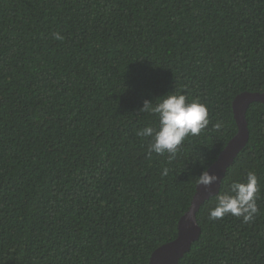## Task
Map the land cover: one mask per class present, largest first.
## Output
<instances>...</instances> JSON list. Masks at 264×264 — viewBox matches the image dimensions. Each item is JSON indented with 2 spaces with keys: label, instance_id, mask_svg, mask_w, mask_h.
I'll list each match as a JSON object with an SVG mask.
<instances>
[{
  "label": "trees",
  "instance_id": "16d2710c",
  "mask_svg": "<svg viewBox=\"0 0 264 264\" xmlns=\"http://www.w3.org/2000/svg\"><path fill=\"white\" fill-rule=\"evenodd\" d=\"M263 91L264 0H0V264H148L236 133L232 100ZM168 93L209 117L171 161L137 134ZM245 119L217 195L254 171L259 213L210 221L209 198L178 264H264V105Z\"/></svg>",
  "mask_w": 264,
  "mask_h": 264
},
{
  "label": "clouds",
  "instance_id": "9594fccd",
  "mask_svg": "<svg viewBox=\"0 0 264 264\" xmlns=\"http://www.w3.org/2000/svg\"><path fill=\"white\" fill-rule=\"evenodd\" d=\"M53 38L64 39L58 32L53 33ZM140 111L157 118L155 127L145 126L137 133L140 137L149 138L146 152L149 155L167 153L169 161L176 158L187 137L199 135L209 124L207 106L198 99L188 102L186 95L180 93L161 96L155 104L145 100ZM215 127L219 129L221 125L217 123ZM216 181L217 176L210 175L208 171L201 172L197 177V185H203L205 189ZM259 192L256 173L248 171L243 182L237 179L230 184L228 191L217 195L214 206L209 209L208 220L214 221L232 215L242 217L244 223L251 222L259 213Z\"/></svg>",
  "mask_w": 264,
  "mask_h": 264
},
{
  "label": "water",
  "instance_id": "95a60500",
  "mask_svg": "<svg viewBox=\"0 0 264 264\" xmlns=\"http://www.w3.org/2000/svg\"><path fill=\"white\" fill-rule=\"evenodd\" d=\"M253 103L264 105V91L242 92L232 100L231 109L236 124V133L205 170L210 175L215 174L217 181L207 189L203 185H196L191 205L178 221L176 237L157 247L151 253L148 264H178L184 254L189 251L192 243L198 239L200 228L196 224V213L206 200L218 194L227 168L247 143L248 130L245 115Z\"/></svg>",
  "mask_w": 264,
  "mask_h": 264
}]
</instances>
